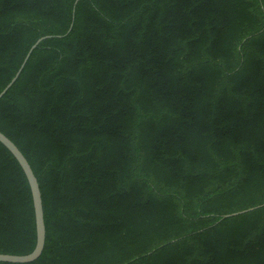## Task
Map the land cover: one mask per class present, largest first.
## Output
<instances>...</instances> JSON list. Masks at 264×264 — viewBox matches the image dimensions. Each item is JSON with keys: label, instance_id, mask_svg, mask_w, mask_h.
<instances>
[{"label": "trees", "instance_id": "trees-1", "mask_svg": "<svg viewBox=\"0 0 264 264\" xmlns=\"http://www.w3.org/2000/svg\"><path fill=\"white\" fill-rule=\"evenodd\" d=\"M23 61L0 131L45 240L0 264H264V0H0V91ZM35 242L0 142V253Z\"/></svg>", "mask_w": 264, "mask_h": 264}, {"label": "water", "instance_id": "water-1", "mask_svg": "<svg viewBox=\"0 0 264 264\" xmlns=\"http://www.w3.org/2000/svg\"><path fill=\"white\" fill-rule=\"evenodd\" d=\"M49 35L41 36L37 38V40L30 46L28 49L24 61L29 56L31 50L36 46V44L44 37H47ZM20 65L14 76L10 79V81L4 86V88L0 91V96L5 92V90L11 85V83L16 79L18 73L20 72L21 67L23 66V63ZM0 142L13 154V156L16 158L18 163L20 164L27 181L30 186L31 195H32V201H33V207H34V217H35V231H36V242L34 245V248L26 253V254H11V253H0V261H8V262H28L32 261L35 258L39 256V254L42 251L44 240H45V224H44V218H43V208H42V199H41V193L38 185V181L36 176L34 175L32 168L30 164L28 163L25 156L22 154V152L19 150V148L15 145V143L8 138L3 132L0 131ZM264 204V203H263ZM255 205L252 207H248L246 209L232 212L227 215H234L240 212H244L250 209H253L255 207H258L260 205Z\"/></svg>", "mask_w": 264, "mask_h": 264}]
</instances>
